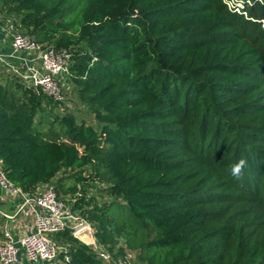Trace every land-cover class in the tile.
I'll list each match as a JSON object with an SVG mask.
<instances>
[{"label":"trees","instance_id":"1","mask_svg":"<svg viewBox=\"0 0 264 264\" xmlns=\"http://www.w3.org/2000/svg\"><path fill=\"white\" fill-rule=\"evenodd\" d=\"M239 1L242 12L224 0H0L23 34L71 52L70 83L98 125L57 114L39 87L0 82L7 179L27 194L53 184L114 260L121 236L129 264H264V234L251 239L228 211L233 187L264 195V0ZM52 239L60 260L107 264L69 229Z\"/></svg>","mask_w":264,"mask_h":264},{"label":"built area","instance_id":"2","mask_svg":"<svg viewBox=\"0 0 264 264\" xmlns=\"http://www.w3.org/2000/svg\"><path fill=\"white\" fill-rule=\"evenodd\" d=\"M224 2L228 9L236 12H242L244 8L243 2L239 0ZM11 47L14 53L32 56V61L38 63V67L28 66L25 73L19 74L21 79L39 87L46 96L60 103L63 100L60 81L62 78L69 79L71 52L65 48L42 47L23 33L12 37ZM0 192L8 199L14 211L9 216L4 214L0 199V216L5 220L0 242V264H19L22 257L27 264H70L67 256L64 260L59 259L65 248L59 246L52 239V235L69 229L74 236L84 227H89L93 233L90 225L60 200L51 183L44 185L39 193L27 194L7 179L0 164ZM19 215L34 219L32 232L14 235L9 221ZM93 249L97 258L107 264H129L133 258L131 254H127L123 259L114 260L111 253L104 248L96 246Z\"/></svg>","mask_w":264,"mask_h":264},{"label":"rangeland","instance_id":"3","mask_svg":"<svg viewBox=\"0 0 264 264\" xmlns=\"http://www.w3.org/2000/svg\"><path fill=\"white\" fill-rule=\"evenodd\" d=\"M22 33H24V31L19 28L18 18L12 15L5 14L4 11H2L0 8V39L2 40V43H9V41L15 34ZM0 82L2 84H12L13 87L16 84H19L22 86V88H34L31 83L21 79L17 68H8L2 62H0ZM60 84L63 91V100L60 102L55 112L60 115L70 113L75 117L78 123L83 121L88 125L98 127L93 119V116L88 112L86 106L77 98L74 87L72 83H70V77L69 79L62 78ZM89 172L90 170L87 169L86 173L88 174ZM90 185L91 186L89 188V193L95 196H99L98 193L100 192V189H103L105 187V185H100L95 181L91 182ZM231 186L233 187L232 183ZM81 188V186H78V189ZM233 188L235 197L233 202L229 205L228 211L235 219H239L245 222L247 230L249 232V237L251 239H257L264 234V195L258 193H250L243 187ZM98 199H100V202H102L107 198L104 195L102 196V198L98 197ZM60 200L68 208L72 209V203L69 202V197L65 198L64 200L60 197ZM112 213H114V215H116L118 220L121 222H130V218L132 219V221H134L128 209H126L125 207L114 205ZM4 214L9 216V214H7L6 212H4ZM4 221L5 220L0 216V242L3 238V229L5 226ZM24 224L25 222L18 221L17 225L13 226V229L15 230V236L24 233L22 232V230L24 231V229H26ZM96 246L99 247L98 244H96ZM117 248H120L121 253H125V256L127 254H131L133 256L132 251L127 247L124 238L121 236L117 237ZM119 256L120 255H117L118 259L120 258ZM130 263H133V258L131 259ZM19 264H27V262L22 257L19 261Z\"/></svg>","mask_w":264,"mask_h":264},{"label":"crops","instance_id":"4","mask_svg":"<svg viewBox=\"0 0 264 264\" xmlns=\"http://www.w3.org/2000/svg\"><path fill=\"white\" fill-rule=\"evenodd\" d=\"M0 62H2L6 67L12 68L15 67L18 69V73H25L28 66H35L38 67V63L32 61V56H28L24 53H14L11 47V40L9 43H2V40L0 39ZM43 186H39V188L36 190L37 193L41 192L43 189ZM0 199L1 201V209L6 212L9 215H12L14 213L13 209L10 206V202L8 199L4 198L1 195L0 192ZM18 221L25 222L24 233H30L34 230V219L32 217L25 218L22 215H19L16 219L10 220L11 226H16ZM5 223V221H4ZM13 232L15 233V230L13 229ZM17 232V231H16Z\"/></svg>","mask_w":264,"mask_h":264},{"label":"water","instance_id":"5","mask_svg":"<svg viewBox=\"0 0 264 264\" xmlns=\"http://www.w3.org/2000/svg\"><path fill=\"white\" fill-rule=\"evenodd\" d=\"M74 237L90 248L96 247V241L89 227H84L74 234Z\"/></svg>","mask_w":264,"mask_h":264},{"label":"clouds","instance_id":"6","mask_svg":"<svg viewBox=\"0 0 264 264\" xmlns=\"http://www.w3.org/2000/svg\"><path fill=\"white\" fill-rule=\"evenodd\" d=\"M246 167V161L241 160L238 163L234 164L231 168V174L239 179L243 173L244 168Z\"/></svg>","mask_w":264,"mask_h":264}]
</instances>
